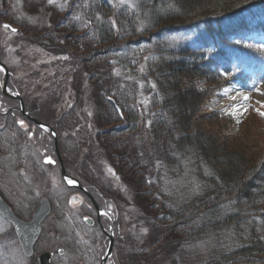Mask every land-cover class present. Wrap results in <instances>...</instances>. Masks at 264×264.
<instances>
[{"label":"trees","instance_id":"16d2710c","mask_svg":"<svg viewBox=\"0 0 264 264\" xmlns=\"http://www.w3.org/2000/svg\"><path fill=\"white\" fill-rule=\"evenodd\" d=\"M138 1V8L130 10L96 0L89 9L90 30L84 32L68 14L62 17L66 23L55 22L61 30L56 31L59 53L74 55L61 68L65 90L77 86L83 66L93 70L84 80H94L100 97L112 98L95 138L118 172L128 168L120 175L152 215L157 237L180 247L228 232L238 239L222 250L207 249L201 261L177 263L264 264V118L250 110L237 133L229 135L224 130L233 119L205 106L230 81L244 87V78L264 75V56L230 39L231 34L264 32V0ZM191 29L196 31L192 42L170 45L160 36ZM139 43L147 46L143 72L129 74L133 79L118 75V67L133 68L118 54ZM199 80L206 84L203 90L196 86ZM142 83L150 96L146 109L138 97ZM157 161L170 176L191 161L202 193L173 206Z\"/></svg>","mask_w":264,"mask_h":264},{"label":"rangeland","instance_id":"374dc122","mask_svg":"<svg viewBox=\"0 0 264 264\" xmlns=\"http://www.w3.org/2000/svg\"><path fill=\"white\" fill-rule=\"evenodd\" d=\"M95 1L53 0L50 4L49 0H0V54L4 55V60L11 70L12 84L22 93L25 106L32 116L40 121H47L57 134L54 142L50 136L43 142L41 137L36 136L31 140L25 130L19 132L15 118L9 117V109L13 102L3 96L0 90V196L18 217L26 221L30 220L41 198H48L51 205V213L42 224L43 230L35 243L34 255L30 258L24 257L16 244L13 229L0 217V264H38L37 256L45 251L53 253L52 264H95V251L102 246L98 239L100 231L97 226L89 227L82 221L90 214L89 208L80 206L75 201L69 202L70 196L74 193L65 189L67 186L63 180L62 184L59 167L43 164V157L50 155L54 158L56 156L58 161L61 160L67 173L85 185L92 186L94 188L92 195L95 199L102 200L103 196H108L118 203L119 234L115 237L113 252L116 257L125 252L127 259L122 257L121 264H176L188 259L193 263L201 261L207 249L218 247L222 250V247L236 243L238 239L232 237L235 240L233 241L229 238L233 232L216 238L198 239L197 242L185 244L183 247L177 243L171 245L170 241L168 244L166 239L161 240L157 237L152 215L146 212L133 189L121 177L122 172L125 173L128 168L123 166L122 172H118L111 157L100 150L95 138L99 124L106 120V97L109 95L104 94V97H100L94 80H90L91 78L84 80V74L93 70L89 68L87 70L83 66L76 74L77 86L71 85L65 90L61 68L69 66L68 61L71 57L74 58V55L67 57L59 53L61 50L56 43L60 41L56 31L61 30L54 24L57 20L66 23L62 17L68 14L83 32L90 30L88 14ZM102 1L112 9L126 7L135 10L139 4L138 0ZM259 1L261 0L255 3ZM160 10L159 6L154 9L155 12ZM261 15L264 17V8ZM4 23L15 27L17 32L13 33L10 29L4 28ZM195 32V29L182 32L165 31L160 36L173 45L192 42ZM250 37L255 40L247 41L246 38ZM230 39H234L235 43L232 40L231 42L237 46L245 45L252 50H258L261 59L263 58L264 50L257 44V40H262L260 36L252 33L244 37V32H241L231 34ZM146 47L145 44L139 43L124 52L121 51L118 56L129 58L133 68L128 70L118 67L116 73L121 76L127 73L132 79L129 74L140 75L148 58L143 54ZM235 69L239 70L238 65ZM95 71L97 69L94 67ZM220 73L225 74L223 70H220ZM249 77L251 78H244L246 85L244 87L233 84L216 91L207 100L206 108L224 114L225 108L246 102L245 114L252 110L264 118V115L260 114L264 113V75L258 77L254 74ZM196 86L203 90L206 84L199 80ZM145 89L142 83L138 94L144 109L148 107L150 100ZM53 90L57 93L53 94ZM229 90L236 91V94L241 93L245 98L229 99L225 96V92ZM48 95L52 98L46 101ZM215 98H222L225 105L215 107L213 105ZM37 102L41 104L37 105ZM74 102H77L75 103L77 107L73 106ZM34 106L37 107L35 112ZM224 115L235 120L228 113ZM16 116L22 118L21 114ZM238 130L239 127L232 125L224 131L234 135ZM135 152L139 157L145 156L143 150ZM184 166L181 173L170 176L164 166L158 161L156 163L155 168L161 169L163 187L173 206H179L203 191V183L191 161L185 162ZM115 172L119 178L114 175L113 181L110 177ZM92 188L90 187L91 190ZM89 198L92 201L91 195ZM84 201L89 202L85 198ZM106 246L107 243L104 249ZM59 249L63 250L61 256L57 253Z\"/></svg>","mask_w":264,"mask_h":264},{"label":"flooded vegetation","instance_id":"af4514ba","mask_svg":"<svg viewBox=\"0 0 264 264\" xmlns=\"http://www.w3.org/2000/svg\"><path fill=\"white\" fill-rule=\"evenodd\" d=\"M23 103L25 104L24 100H23ZM9 110H10L9 111V113H10L9 117L15 118L16 126H18L21 130H25L26 135L31 140H33V138L36 136V137H41V140L43 139V142H44V140L47 139L51 135L50 131L45 132L42 127L37 126L35 123L29 121V119H27V117H25L24 115L21 114L18 100H14V104ZM24 110L27 112L28 116L35 118L27 110L25 105H24ZM17 114H21L22 118H17V116H16ZM21 120L24 121L25 126L23 128H21L19 125V121H21ZM37 120L39 121V123L47 125L54 130V128L47 121L43 122V121H40L39 119H37ZM19 132H23V131H19ZM53 151H54V149H53ZM46 157L51 158V160L54 162L52 164L47 163L48 165H50L52 167H56V166L59 167V163H58L56 156L54 158V156L50 155V156H45L44 158H46ZM67 174L71 178L77 180L79 182V184L81 185V187L84 188L85 190H87L89 192V194L94 198V196L92 195V191H94L93 190L94 188H92V186H90L92 188V190H91L89 186H87L85 184L83 185L81 180H79L78 178H75L70 173H67ZM65 189L73 191V193H74L73 195L70 196L69 202L70 201H76V203L79 204L80 206H85L87 209L89 208L91 210V211H89L90 214L88 216H85L84 218L88 217L89 220L92 222L91 225L97 226L99 231H100V236L98 239L101 241L102 246L98 247V249H96V251H95L94 263L95 264H101V261H102L103 257L105 256V250H106V249H104V245L106 243L108 244L107 233H109L110 226L112 225L113 244H114L115 239H116L115 237L118 236V234H119V232L117 231V226H118L119 222H117L116 216L112 210V207L115 206L114 200L108 196L107 197L103 196L104 199H102V200L94 198L95 202L98 204V206L100 208V212L98 213L91 203L84 201V198L87 199V197L83 194V192L81 190L77 189L74 185H69ZM97 193H98V191H97ZM101 213H104V215H101ZM84 218L82 219V221L84 220ZM45 252H49V251H45ZM45 252L40 253L38 256H40L41 254H43ZM57 253L60 256L63 255V251H62V253H59V251H57ZM123 253H120L116 257L113 250H112L111 256H109L106 259L105 264H121L120 259L122 257H124V259H127L125 252H123ZM51 256H52V258H51V262H52L53 253ZM98 257H100V258L98 259Z\"/></svg>","mask_w":264,"mask_h":264},{"label":"water","instance_id":"95a60500","mask_svg":"<svg viewBox=\"0 0 264 264\" xmlns=\"http://www.w3.org/2000/svg\"><path fill=\"white\" fill-rule=\"evenodd\" d=\"M0 68H2V70L4 72V78H3L2 85H1L3 94L8 96V97L20 99L19 95L12 96V95L7 93L6 82L8 79V71H7V68L5 67V65H3L2 63H0ZM21 105H22V102H21ZM22 112H23V110H22ZM32 120L36 124H39L36 120H34V119H32ZM53 137H54V140H56L54 133H53ZM56 151H57V146H56ZM59 162H60V166H61L62 176H63V178H67V176L65 174V170L61 164L62 163L61 160ZM49 211H50V207H49L48 201L43 200L40 203V205L37 207L36 211L34 212L32 221L26 223V222H23L22 220L18 219L11 212L10 207L7 204H5L2 201V199L0 198V214L14 225L16 232L18 234V238H19L21 247L23 249V252L27 256H31L33 253V245H34L35 241L37 240V237L39 236L40 231H41L40 224L44 220V218L48 215ZM112 245H113V238L110 235L108 254L112 250ZM49 258H50V255L47 253L41 255L39 257V264H50Z\"/></svg>","mask_w":264,"mask_h":264},{"label":"bare ground","instance_id":"6f19581e","mask_svg":"<svg viewBox=\"0 0 264 264\" xmlns=\"http://www.w3.org/2000/svg\"><path fill=\"white\" fill-rule=\"evenodd\" d=\"M225 96L229 99H234V98H245L241 93H237L234 90H229L225 92ZM213 105L215 107H222L223 105H225L224 101L222 100V98H215L213 100ZM246 107V102H242V104H238L235 105L233 107H227L225 108V112L229 113L230 115H232L235 120L238 122L241 120V118L244 115V109ZM62 180L64 181L63 177ZM65 183V182H64ZM112 236V235H111ZM113 238V236H112ZM109 240H110V234H109ZM113 246V245H112Z\"/></svg>","mask_w":264,"mask_h":264},{"label":"snow or ice","instance_id":"6c2138e0","mask_svg":"<svg viewBox=\"0 0 264 264\" xmlns=\"http://www.w3.org/2000/svg\"><path fill=\"white\" fill-rule=\"evenodd\" d=\"M49 3H50V4L53 3V0H49ZM4 27H5V28H9L8 25H4ZM11 31H12L13 33H15V32H16V29H15V28H12ZM65 59H67V57H65ZM246 99H247V98H246ZM260 114H261V115H264V113H260ZM19 125H20L21 128H23V127L25 126V125H24V121H23V120L19 121ZM41 127L43 128V130H44L45 132L49 131V129L47 128V126L42 125ZM45 163L52 164V163H54V162L51 160V158H48V159L45 160ZM67 183H68L69 185H74L75 182H74L72 179H68V180H67ZM101 215H104V213H101Z\"/></svg>","mask_w":264,"mask_h":264}]
</instances>
